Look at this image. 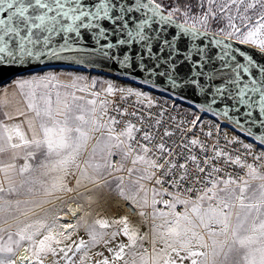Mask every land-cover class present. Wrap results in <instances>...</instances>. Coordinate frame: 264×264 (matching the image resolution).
<instances>
[{
    "label": "snow or ice",
    "instance_id": "6c2138e0",
    "mask_svg": "<svg viewBox=\"0 0 264 264\" xmlns=\"http://www.w3.org/2000/svg\"><path fill=\"white\" fill-rule=\"evenodd\" d=\"M181 13L184 23L175 24L174 16ZM237 19L240 25L235 23ZM222 20H227L230 29L224 40L213 38L206 46H199L204 44L199 38L207 36L211 24ZM220 32L225 30L221 28ZM225 40L252 46L261 60H256L252 52L241 54ZM41 57L101 68L115 62L125 71L147 74L144 84L154 77L151 87L168 94L173 108L185 105L193 119L185 123L169 116L164 120L166 109L155 115L119 112L120 116L136 117L139 126L124 121L123 128L117 131L119 119L108 116L104 120L108 115L107 100L100 102L99 110L96 100H88L92 107L86 109L78 103L82 97L70 92L62 95L57 90L52 100V89L76 88L85 92L86 87H77V81L85 77H76L68 84L52 74L13 79L12 86L26 97L27 112L20 111L19 115L31 113L25 121L31 138L19 125L5 126L4 135H0V153L23 147L31 149L29 157L40 159L35 168L25 163L19 169V183L8 175V170L15 169L14 164L0 167L9 184L7 188L0 186V194L34 195L37 190L45 196L71 193L83 181L94 185L104 181L107 186L106 176L126 171L136 179L126 184L123 176L114 177L119 195L136 207L151 208L153 220L152 251L149 254L145 250L132 264H177V260L180 264L186 260L190 264H264V172L216 146L208 155L209 149L200 139L187 135L208 116L209 126L214 124L217 131L222 121L227 125L226 132H239L264 146V135L252 131L254 127L264 128V0H175V4L167 6L163 0H0V78L6 71H15L22 77L20 70L30 68L32 61ZM106 91L113 93L111 85ZM127 91L155 107L144 93L131 88ZM239 116L243 122L237 119ZM97 133L95 145L81 161ZM135 134H140L139 139ZM211 135L209 131L207 136ZM14 137L18 143L13 142ZM226 142L235 144L241 140L233 135ZM242 146L246 153L253 147L249 143ZM194 148L203 153V159L200 152H193ZM116 156L119 160L113 163ZM253 158L264 159V152ZM217 164L235 165L246 171L242 176L228 174L225 178L221 175L224 168ZM73 167L79 175L72 171ZM28 172L38 175L28 179ZM70 176L75 177L74 188L68 187ZM48 177L51 179H45ZM253 182L259 183L254 186ZM149 183L153 185L151 189L147 187ZM22 203L29 201L17 199L16 210L27 216L31 209L20 211ZM158 204L169 211L158 210ZM178 204L184 211H175ZM12 209V201L0 195V222L17 221L15 232L0 227V264H44L57 256L65 264H85L89 257L84 250L101 241L109 242L105 240L107 233L87 225V240L81 238L66 249L57 247L72 236L58 229H78L83 217L67 224H57L60 217L51 224L44 220L25 223ZM144 215L141 211L140 216ZM157 219L162 222L156 224ZM95 223L101 229L109 227L106 220ZM115 223L124 225L121 234L128 243L116 246L113 264L124 260L125 248L146 240L125 220ZM117 235L111 233V239ZM157 240L163 245L159 250ZM22 247L25 255L18 256ZM81 252L79 261H73L70 253ZM51 264L58 261L51 260ZM98 264L110 262L105 259Z\"/></svg>",
    "mask_w": 264,
    "mask_h": 264
},
{
    "label": "rangeland",
    "instance_id": "374dc122",
    "mask_svg": "<svg viewBox=\"0 0 264 264\" xmlns=\"http://www.w3.org/2000/svg\"><path fill=\"white\" fill-rule=\"evenodd\" d=\"M183 2V0H181ZM163 4L165 6L169 4H175V0H163ZM207 6V5H205ZM234 14V13H233ZM175 19L184 22L185 18L183 17V14L181 13L179 17H175ZM188 23H192L191 20L188 21ZM237 25H240V20L237 19L235 21ZM223 28L225 30L224 33L220 32V29ZM203 29V28H201ZM204 30V29H203ZM230 29L227 27V20L219 21L218 23L213 22L211 26L208 28L209 32L217 33L220 35L225 36L226 32ZM47 69H61V70H67L71 73H73L76 76L86 77L90 80H95L96 83H101L102 87L101 89L104 90L107 93V88L109 85L113 88V93H121V94H128V89L131 88L134 92L139 91L144 93L146 90H151V82H154L155 78H151V81L149 84H144L143 78L139 76H131L113 69H108V71H100V70H92L91 68H47ZM43 70V69H39ZM163 87V85H161ZM123 89V91H120ZM156 89V88H155ZM112 93V94H113ZM99 110V106H97ZM105 120V119H104ZM106 121V120H105ZM99 133L94 134L93 139L89 141L88 149L84 153L83 156L80 157V160L82 161L84 158L87 157V153L91 151L93 145L96 143L95 136H98ZM260 146V145H259ZM39 157L32 158L30 160L31 167L35 168L38 164ZM96 160H99V156L95 158ZM102 162V161H101ZM72 171H75L77 175H79V172L73 167ZM33 175H38V173L30 172L29 174H26L25 177L28 179H31ZM55 175V173L51 174ZM106 175V174H105ZM121 176V175H115L113 176H106V180L108 181L107 186L105 185L104 181H99L98 184H91L88 181H83V185L79 187L77 191H73L72 194V202L66 204V199L61 200L64 195H66L67 192H57L53 196H45L43 195L42 190H37L34 195L25 193L24 195L19 196H9L6 194H0L3 195L5 199L12 201L13 209L12 211L14 214L19 215V212L16 210L15 201L17 199L24 201L28 200V204H21L19 205L20 211H27L28 209H31V211H28L27 216L19 215V220L23 221L25 223H35L36 221L44 220L46 223L51 224L52 220L55 217H60L56 221L57 224H67V217L69 215V212L71 209H73V205L75 207H78L79 214L75 217L72 223H76L78 220H80L81 217L84 219L80 221L81 226L78 229H58L59 231H67L71 232L72 236L69 240L65 241L61 245L57 247H65L67 248V245H73V242H78L81 238H84L85 240L88 239V236L86 235V226L92 225L96 228L98 232H105L108 235L105 236V240H108L109 242L105 244L103 241H101L99 244H97L95 247H92L90 249H86L84 251L87 252V256L89 259L85 260V264H98L99 261H103L105 259L109 260L110 264H113V253L117 250V245L119 244H127V237L121 234V230L123 228V224L115 223V221H119L121 219L125 220L130 228L136 230L139 236H145L146 240L141 242L137 241V245L131 249L125 248L126 255L124 256V260L121 261H115L114 264H125V261L128 262V264H132V260L136 259L139 261V257L141 254L145 253V250L150 254L152 251V233L151 228L153 226V220L150 213L152 212L151 208H140L136 207L132 201H130L137 209H138V216L135 218H130L124 216L122 212L118 209L117 204L115 203V200L118 198L124 199L119 195V191L116 188L117 181L114 177ZM125 179V183L127 184L129 180H134L136 177H127L123 176ZM45 179H51V177L45 178ZM68 187H75V177H68ZM259 182H253V185L257 184ZM38 188V186H37ZM82 189V190H81ZM141 195H143L141 193ZM152 193L149 192V198H151ZM125 200V199H124ZM50 201V202H46ZM129 201V200H128ZM41 205L40 207H37L36 205ZM73 204V205H70ZM72 206V207H71ZM71 207V208H70ZM158 210L166 211L165 208H158ZM143 211L145 215L143 217L140 216V212ZM169 211V210H167ZM175 211L182 212L184 211L183 205H177ZM96 220H106L109 224V227L101 229L99 225L95 223ZM162 221L157 219L155 221L156 224L161 223ZM16 223L17 221L9 219V224L11 227H9V224H3L0 222V227H3L7 229L8 231L15 232L16 231ZM116 232L118 235L115 237V239H111V233ZM4 238L7 239V234H4ZM42 238V235L38 237V239ZM156 249L159 250L163 245L162 243L157 240L156 242ZM74 247V245H73ZM169 251H171L169 249ZM18 256L25 255L23 251V247L20 249V252H18ZM62 255V254H60ZM72 256L73 261H79V258L81 255H83V252L81 253H75L74 255L70 253ZM173 257H175V254H172ZM181 255H184V253H181ZM51 260L58 261V264H65V261L63 259H60L59 256L57 257H50L49 259L45 260L44 264H51ZM177 264H180V261L177 260ZM183 264H190L189 261H184Z\"/></svg>",
    "mask_w": 264,
    "mask_h": 264
},
{
    "label": "built area",
    "instance_id": "2783aa9c",
    "mask_svg": "<svg viewBox=\"0 0 264 264\" xmlns=\"http://www.w3.org/2000/svg\"><path fill=\"white\" fill-rule=\"evenodd\" d=\"M103 101L107 100L109 103L107 105L108 109V115L104 117L105 120L108 119V116L116 117L121 121V124L117 125V131L121 130L123 128V122L124 121H131L132 123H136L137 126H139L137 118L132 117L131 115H125L120 116L119 112H125V113H132V112H139V113H148L151 112L154 115L161 112L162 109H166L165 115L163 116L164 120H167L169 116H175L177 118V121H184L187 123V121H190L193 119V114L187 109V107L183 104L180 105L178 108H173V101L169 99V95L158 90L155 88H152L151 90H146L144 92L145 96H147L149 99L153 101V104L155 107H149L148 106V100L144 99L142 97L138 98L134 95L129 94H121V93H102L98 92ZM117 109L119 111H117ZM209 117H204V123L198 125L193 132L188 133L189 138H198L200 139L205 146L209 149L208 155H212V147L216 146L217 150L223 151L224 153H227L231 155L233 158H240L242 163L246 162L249 164H253L255 167H257L260 171L264 172V159H261L259 161L255 160L254 156H260L261 152H264V147L259 146L255 141L251 140L249 137L242 135L239 132H233V131H225L227 128V125L221 123V129L219 131L216 130L214 124L209 126ZM146 127V126H145ZM211 131L212 135L207 136V133ZM137 135V138L139 139L140 134ZM233 135H237L240 137L241 143H227V140H231ZM243 143H249L252 144L253 147L251 148L250 153H246L245 149L243 148ZM193 152H200L198 148H194ZM201 159H203V153L200 152ZM119 160V157H113L112 162L116 163V161ZM130 166V165H127ZM217 167L224 168V171L221 173L222 176L225 178L228 174H231L232 176L236 175H243L246 169H242L239 166L235 165H221L217 164ZM115 175H121V176H129L126 171L116 173ZM132 177H136L133 175ZM147 187L151 189L153 187L152 184H147ZM174 191V189H173ZM157 199H160V197H157ZM165 199H170V197H165ZM121 201V202H120ZM115 203L118 206V209L122 212V214L128 218H135L138 216V209L128 200L120 199L118 198L115 200ZM179 205V204H178ZM125 206V207H124ZM156 207L164 208L163 204H158ZM167 211L168 209L165 208ZM20 252V250H19ZM19 264V261H18Z\"/></svg>",
    "mask_w": 264,
    "mask_h": 264
},
{
    "label": "crops",
    "instance_id": "0c3cea01",
    "mask_svg": "<svg viewBox=\"0 0 264 264\" xmlns=\"http://www.w3.org/2000/svg\"><path fill=\"white\" fill-rule=\"evenodd\" d=\"M48 74L57 76L58 80L61 83H65V84L70 83L76 77H81V76H76L67 70L43 69V70H36V71L22 73V77L15 76L13 78L6 80L4 83L0 84V135H4L5 126H7L8 128H12L15 125H19L21 128V131H23L29 139L31 138V133L28 132V126H27V123L25 122L28 118H30L31 113H28L26 116L19 115L20 111L27 112L26 103H25L26 97L20 94V90L12 86V81L13 79H16V78L27 79V78H30L31 76L39 77V76L48 75ZM93 81L95 80H90L89 78H86V77L82 81H77V87H86L87 90L85 92L77 91L76 88L52 89L51 98L53 101H55L56 99L55 93L58 90L60 91L62 95H65L70 92L76 95L77 97H82V99L79 100L78 103L84 105L86 109L92 107L91 105L87 103L88 100H96L97 106H100V102L103 101L101 95L99 94L98 96H93L91 95V93L93 92L106 93V92L101 89L102 87L101 83L98 84L95 82V84L93 85ZM6 113L8 116L14 117V119H8L5 115ZM13 142L18 143L19 141L18 139L14 137ZM30 150L31 149H25L22 147L19 149H9L8 151L4 153H0V167H4L7 164L15 165L14 170L12 169L8 170V175L11 176L12 179L15 180L17 183H19V181L22 179L19 175V169L25 163H28L29 165H31L30 163L31 157L27 155V152ZM13 155H15V158H13ZM29 173L30 172L25 173V175ZM0 186H3L5 188L9 186L8 182L5 180L4 172H0ZM72 194L73 192L66 193V195H64V197H62L61 200L66 199V202H67L66 204L72 202L71 201ZM70 205H73V204H70Z\"/></svg>",
    "mask_w": 264,
    "mask_h": 264
},
{
    "label": "water",
    "instance_id": "95a60500",
    "mask_svg": "<svg viewBox=\"0 0 264 264\" xmlns=\"http://www.w3.org/2000/svg\"><path fill=\"white\" fill-rule=\"evenodd\" d=\"M174 20H175V24H182V23H184V22L179 21V20H177V19H175V18H174ZM201 31L203 32L204 30L201 29ZM213 38H215V39H217V40H224V36H223V35H220V34H217V33H216V35H215V37H214V36H213V32H209V31H208L207 36H202V37L199 38V39L204 40V44H203V45H199V46H201V47L206 46V45H207V44H208ZM55 39H58V37H57V38H54V40H55ZM61 42H62V41H61ZM224 42H225V43H230V44H232L234 48L240 50L241 54H244V53H247V52H252L253 55L255 56V59H256V60H261V57H260V55L258 54V50L252 48V46H250V45H239V44H236L234 41H228V40H225ZM54 46H56V45H54ZM98 66H99V65H98ZM47 68H50V67H46L45 69H47ZM104 68L113 69V70H116V71H119V72H122V73H125V74H128V75H131V76H134V75H135V76H139V77H141V78H143V79H147V78H148V77H147V74H144V75L142 76L141 73H140L139 71H136V72H132L131 70L125 71L124 69H122V67H121L118 63H115V62L112 63L110 67H104ZM36 70H39V68H37V69H33V70H23V71H21V72H22V73H26V72H30V71H36ZM15 76H16V75H15V71H6V72L4 73V76H3L2 78H0V84L4 83L6 80H8V79H10V78H13V77H15ZM237 119H240L241 122H243V117H242V116L237 117ZM253 119H255V114H254ZM252 131H253V133H254L255 135H258V136H259V135H264V128L254 127V128L252 129Z\"/></svg>",
    "mask_w": 264,
    "mask_h": 264
},
{
    "label": "bare ground",
    "instance_id": "6f19581e",
    "mask_svg": "<svg viewBox=\"0 0 264 264\" xmlns=\"http://www.w3.org/2000/svg\"><path fill=\"white\" fill-rule=\"evenodd\" d=\"M46 67H50V68H67V69L68 68L73 69V68H88L89 67L92 70L108 71V70H106V68H101L98 65L90 66L87 63L81 64V65H76V64L69 63L67 61H56L54 59H49L48 57H41L39 60H33L32 61V66L30 68L26 67L25 69H22L20 71L33 70V69H37V68L45 69ZM79 212L80 211H79L78 207L73 206V209H71V211L69 212V215L67 217V222L72 223L73 220L75 219V217L79 214ZM73 213H75V215H73ZM65 230H68V229H65Z\"/></svg>",
    "mask_w": 264,
    "mask_h": 264
}]
</instances>
